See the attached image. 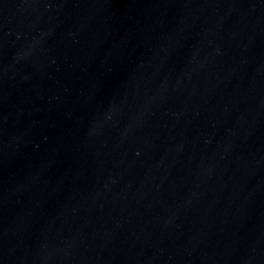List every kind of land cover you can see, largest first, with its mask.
Here are the masks:
<instances>
[{
    "label": "water",
    "instance_id": "1",
    "mask_svg": "<svg viewBox=\"0 0 264 264\" xmlns=\"http://www.w3.org/2000/svg\"><path fill=\"white\" fill-rule=\"evenodd\" d=\"M0 264H264V0H0Z\"/></svg>",
    "mask_w": 264,
    "mask_h": 264
}]
</instances>
